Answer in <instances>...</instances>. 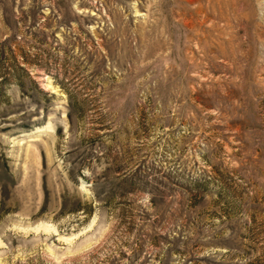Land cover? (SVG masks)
<instances>
[{
  "label": "rangeland",
  "instance_id": "1",
  "mask_svg": "<svg viewBox=\"0 0 264 264\" xmlns=\"http://www.w3.org/2000/svg\"><path fill=\"white\" fill-rule=\"evenodd\" d=\"M0 264H264V0H0Z\"/></svg>",
  "mask_w": 264,
  "mask_h": 264
},
{
  "label": "bare ground",
  "instance_id": "2",
  "mask_svg": "<svg viewBox=\"0 0 264 264\" xmlns=\"http://www.w3.org/2000/svg\"><path fill=\"white\" fill-rule=\"evenodd\" d=\"M38 229H44V230H46L47 227L44 226V225H38L36 227H33L31 230L37 231ZM64 240H66V239H64Z\"/></svg>",
  "mask_w": 264,
  "mask_h": 264
}]
</instances>
